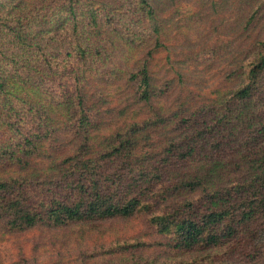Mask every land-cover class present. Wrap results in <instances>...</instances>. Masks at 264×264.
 <instances>
[{"label":"trees","instance_id":"16d2710c","mask_svg":"<svg viewBox=\"0 0 264 264\" xmlns=\"http://www.w3.org/2000/svg\"><path fill=\"white\" fill-rule=\"evenodd\" d=\"M184 3L209 33L238 26L225 90L196 92L169 53ZM188 85L198 102L174 98ZM121 220L160 255L121 264L264 253V0H0V231L84 241Z\"/></svg>","mask_w":264,"mask_h":264},{"label":"rangeland","instance_id":"374dc122","mask_svg":"<svg viewBox=\"0 0 264 264\" xmlns=\"http://www.w3.org/2000/svg\"><path fill=\"white\" fill-rule=\"evenodd\" d=\"M178 10L180 11L179 23L184 29H181L180 34H177L176 31L170 32L168 38L173 47L169 44V53L172 56L176 55L185 59L181 72L187 75L189 79L190 76L194 75L191 77V81L185 77L186 83H191L197 90L196 92H204L205 95H208L210 90L227 89L230 83L231 66H229V63L232 52L225 46L231 43L233 37L239 36L238 26L234 31L231 30L229 35L224 34L225 31L219 28L218 33H209L208 29L211 28L209 26L213 24L208 25L206 20L204 24H200L198 18L192 16V12L187 14L190 10L187 3L180 6ZM225 16L227 20L224 22L229 23L230 18H232L231 21H234L232 15ZM190 20H194V22L196 20V23L191 25L200 26L199 31L192 28L188 32L185 31L187 25L192 23ZM209 47L218 48L219 53L215 59L208 58L207 49ZM191 49L196 50V52H194V60L190 61L191 66L189 68L188 52H191ZM182 52L183 54H181ZM162 55L166 57L167 53ZM189 89L178 87L174 98L179 97L178 100L182 101L187 97L195 98L193 86ZM173 101V99H170L168 105ZM186 101L190 102V100ZM195 101L198 102L196 98ZM113 227L104 237L100 234H93L92 237L84 241L72 239L69 236V230L37 228L24 233L0 231V264H121L134 260V255L137 258L138 255L141 256L143 261H149L155 256H160L158 253H154L152 249H140V252H138L136 251L137 247H131L142 241V239L145 240V243L150 242V230L143 220H121L114 223ZM118 245L130 248H128V251L113 256L111 251L116 249ZM159 249L164 253L162 248ZM199 254L202 255L201 252L177 253L169 249L167 254H163V257H167L171 260V263H176L181 259L195 258ZM217 258L219 261L216 264H264V253L251 262H245L237 256H218Z\"/></svg>","mask_w":264,"mask_h":264}]
</instances>
